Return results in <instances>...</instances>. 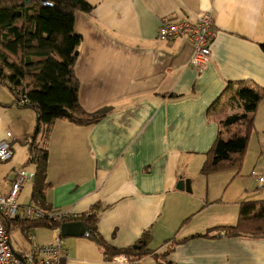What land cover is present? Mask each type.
Returning a JSON list of instances; mask_svg holds the SVG:
<instances>
[{"label": "crops", "instance_id": "crops-1", "mask_svg": "<svg viewBox=\"0 0 264 264\" xmlns=\"http://www.w3.org/2000/svg\"><path fill=\"white\" fill-rule=\"evenodd\" d=\"M87 1L94 9L78 12L75 20L82 39L76 63L80 103L90 114L108 109L107 115L83 127L57 120L49 135L39 134L37 143L49 154L47 207L33 201L28 182L18 204L29 205L28 192L30 204L46 211L94 213L99 235L113 248L142 245L150 235L146 249L152 253L128 264H264V237H215L220 227L237 224L242 202L226 210V194L221 200L210 194L218 176L201 172L219 123L242 110L235 94L222 95L228 83L264 89V0ZM206 12L214 17L212 57L199 72L190 64L194 46L187 35L162 40L158 33L164 23H195ZM254 118L264 135V100ZM37 121L36 110L1 83L0 143L7 133L13 136V156L0 179L3 194L30 163L26 140ZM260 147L253 171L262 175L264 139ZM186 182L190 192L178 188ZM251 198L264 201V191ZM23 227L9 222L10 240L13 229ZM28 228L35 239L24 234L30 244L22 258L54 237L52 227ZM91 235L63 237L69 253L63 264H123Z\"/></svg>", "mask_w": 264, "mask_h": 264}, {"label": "trees", "instance_id": "trees-1", "mask_svg": "<svg viewBox=\"0 0 264 264\" xmlns=\"http://www.w3.org/2000/svg\"><path fill=\"white\" fill-rule=\"evenodd\" d=\"M93 9L87 0H0V84L8 82L18 101L27 99L24 106L35 109L38 114L35 134L26 143L30 163L36 165L33 201L45 209L49 154L38 145L39 134L49 135L57 120L80 127L92 126L108 112L104 109L90 114L80 103L76 63L82 39L75 33V20L78 12L89 13ZM261 48L264 51V44ZM6 71L11 73L6 74ZM228 93L235 94L234 101L242 110L219 123L217 138L201 170L204 175L226 171H233L236 176L240 174L255 129L254 115L264 100V89L249 82L228 83L222 95ZM76 221L92 229L91 237L113 256L125 255L133 261L152 253L146 249L148 234L142 239V245H136L139 247L118 249L106 244L99 235L94 213L79 216ZM22 224L28 227L55 225L46 221H24ZM218 230L220 233L215 237H264V201L243 202L237 224Z\"/></svg>", "mask_w": 264, "mask_h": 264}, {"label": "built area", "instance_id": "built-area-1", "mask_svg": "<svg viewBox=\"0 0 264 264\" xmlns=\"http://www.w3.org/2000/svg\"><path fill=\"white\" fill-rule=\"evenodd\" d=\"M187 35L188 40L194 46V53L190 64L199 72H203L210 64L212 52L211 44L214 37V17L211 12H206L198 16L195 23L182 20L174 24L164 23L159 29L158 36L162 40H172ZM18 91V90H16ZM20 91V90H19ZM21 97V96H20ZM27 99L21 98L19 103L27 104ZM7 140L0 143V162H7L13 156V149L10 140L12 134L7 133ZM256 177L261 187H264V174L252 173ZM35 180V173L21 169L16 172V177L12 182L8 194L0 192V264H19L14 258V251L11 246L9 222L23 223L24 221H46L55 224L53 228V241L50 244L36 245L27 253L23 259L25 264H63L68 258V249L64 244L60 234L61 226L64 223L75 221L78 215L70 212H51L43 210L35 203L21 207L18 204V197L23 186L28 181ZM25 235L32 241L35 239L28 227H23ZM117 262L128 264L125 256H117Z\"/></svg>", "mask_w": 264, "mask_h": 264}, {"label": "rangeland", "instance_id": "rangeland-1", "mask_svg": "<svg viewBox=\"0 0 264 264\" xmlns=\"http://www.w3.org/2000/svg\"><path fill=\"white\" fill-rule=\"evenodd\" d=\"M260 139H264L263 132H259L255 128L250 136L249 146L246 151L245 161L241 170L242 174L240 172L241 176L239 174L233 179L235 174L233 171L214 173V175L218 176L220 184L218 185L212 181L210 194L212 197L217 196L218 200H221L226 194V196L221 200L226 210H231L236 202L243 203L253 200L251 197H255V195L259 192L264 191V188H260L258 180L252 174L253 172H258L256 170L253 171V167L257 163V156L261 153ZM7 164L8 162H0V179L5 172ZM263 165L264 162L261 163V167H263ZM26 169L33 171L35 169V163H27ZM28 184L31 189L34 188V181H28ZM25 199V201L30 204L32 194H28L27 192ZM11 243L15 253L25 254L30 241L24 235V232L18 228L13 229L11 233Z\"/></svg>", "mask_w": 264, "mask_h": 264}, {"label": "water", "instance_id": "water-1", "mask_svg": "<svg viewBox=\"0 0 264 264\" xmlns=\"http://www.w3.org/2000/svg\"><path fill=\"white\" fill-rule=\"evenodd\" d=\"M178 188L186 189L188 192H190V190L188 189V182H186V188L184 187V184H181V186H178ZM92 233H93V230L90 228H87L82 222L65 223L61 226L62 237L88 236ZM137 247L139 246H136V248ZM14 258L17 261V263H22L23 261L22 256L17 253H14Z\"/></svg>", "mask_w": 264, "mask_h": 264}]
</instances>
